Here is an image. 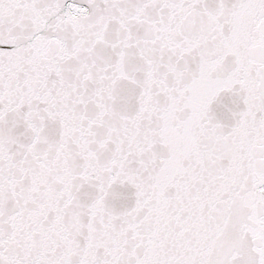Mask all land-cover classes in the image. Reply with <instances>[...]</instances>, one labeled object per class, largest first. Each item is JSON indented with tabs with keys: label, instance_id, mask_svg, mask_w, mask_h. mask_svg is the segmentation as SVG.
Masks as SVG:
<instances>
[{
	"label": "snow or ice",
	"instance_id": "snow-or-ice-1",
	"mask_svg": "<svg viewBox=\"0 0 264 264\" xmlns=\"http://www.w3.org/2000/svg\"><path fill=\"white\" fill-rule=\"evenodd\" d=\"M0 264H264V0H0Z\"/></svg>",
	"mask_w": 264,
	"mask_h": 264
}]
</instances>
